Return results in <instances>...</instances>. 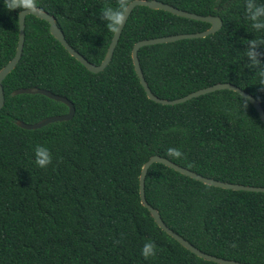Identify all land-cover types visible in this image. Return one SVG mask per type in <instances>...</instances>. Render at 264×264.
<instances>
[{
	"label": "trees",
	"instance_id": "1",
	"mask_svg": "<svg viewBox=\"0 0 264 264\" xmlns=\"http://www.w3.org/2000/svg\"><path fill=\"white\" fill-rule=\"evenodd\" d=\"M132 1L36 0V8L53 15L67 43L99 65L115 34L101 11H121ZM159 1L219 16L223 24L205 38L140 48L151 92L174 100L229 83L264 110L259 75L264 29H254L247 19L246 0ZM22 10H8L0 0V70L18 47ZM210 25L138 6L108 66L91 73L52 35L49 22L27 17L21 59L2 81L0 264H217L192 254L156 225L140 202L141 168L157 155L206 178L264 187V125L253 105L231 90L177 105L150 100L131 58L140 40L202 32ZM252 39L262 41L253 48L258 63L246 54ZM22 88L68 99L73 118L36 130L19 127L17 121L34 124L68 112L42 95H13ZM36 144L51 152L47 167L34 163ZM170 147L182 156L170 155ZM145 197L166 226L202 252L264 264V193L208 186L154 163L145 178ZM145 238L157 245L149 259L140 255Z\"/></svg>",
	"mask_w": 264,
	"mask_h": 264
},
{
	"label": "water",
	"instance_id": "2",
	"mask_svg": "<svg viewBox=\"0 0 264 264\" xmlns=\"http://www.w3.org/2000/svg\"><path fill=\"white\" fill-rule=\"evenodd\" d=\"M138 6H144L148 7L152 10H163L166 12H169L173 15L190 19V20H195V21H200V22H205L211 24L210 27L207 30H204L202 32H196V33H188V34H176L172 36H164V37H158V38H152V39H145V40H140L136 42L132 48L131 52V58L134 66L135 73L139 79V82L141 86L143 87L147 97L157 103H161L164 105H177L183 102H186L192 98L202 96L208 93H212L218 90H231L234 91L244 98H246L254 107L256 110L257 114L260 117L261 122L264 125V110L258 100H256L253 96L248 94L247 92L243 91L242 89L229 84V83H218L214 84L212 86L199 89L195 92H192L182 98L174 99V100H164L156 97L148 87V84L146 80L144 79V75L140 66V62L138 59V51L140 48L145 47V46H152V45H158V44H165V43H171V42H176L180 40H185V39H197V38H205L210 34H214L215 32L219 31L222 27L223 20L219 16H202L193 12H187L181 9H178L170 4L164 3L159 0H134L132 1L127 8L125 9L121 23L118 25L114 36H112L111 42L107 48L105 57L101 64L99 65H94L90 63L86 58H84L81 54H79L75 49H73L68 43L66 36L64 32L61 30L59 27L55 17L51 15L50 13L40 10L36 8L35 11H31L28 9L22 10L19 14V24H20V35H19V43L18 47H16V52L12 60H10L6 66H4L0 70V109L4 105V93L2 89V81L4 78L12 71L15 69L16 65L18 64L21 56H22V51H23V46L25 45L26 41V19L29 15H34L42 20H45L50 23V30L52 35L60 41V44L67 50V52L75 58L80 64H82L89 72L91 73H99L103 71L108 64L110 63L114 50L117 46V43L119 41L120 36L122 35L124 28L128 22V19L130 18L132 12L134 9ZM21 94H38L45 96L49 99H52L56 102H60L64 105L67 106L68 112L63 115H58V116H52L45 118L41 120L40 122L34 123V124H26L21 121H17L16 124L25 129V130H36L39 129L43 126H46L50 123L54 122H62V121H69L73 118L74 113H75V108L73 104L66 98L62 96L55 95L49 91L43 90V89H33V88H22L19 90H16L13 92V95H21ZM154 163H159L163 164L164 166L174 170L177 173H180L186 177H189L191 179H194L196 181H199L205 185L208 186H213L225 190H233V191H246V192H256V193H264V187H258V186H246L242 184H233V183H228V182H221L217 180H213L210 178H206L204 176L198 175L189 169H186L184 167H181L170 160L163 158L161 156H151L148 161H146L140 172L139 176V196H140V202L141 205L146 208L151 217L153 218L154 222L156 225L167 235H169L171 238H173L176 242H178L183 248L186 250L190 251L192 254L196 255L199 258H202L204 260H207L209 262L217 263V264H246V263H240L232 260H225L222 258H218L216 256L209 255L207 253L202 252L195 246H193L190 242L173 232L166 224L163 222L160 214L156 209H154L152 206H150L146 200L145 197V178L147 175V172L150 168V166Z\"/></svg>",
	"mask_w": 264,
	"mask_h": 264
},
{
	"label": "clouds",
	"instance_id": "3",
	"mask_svg": "<svg viewBox=\"0 0 264 264\" xmlns=\"http://www.w3.org/2000/svg\"><path fill=\"white\" fill-rule=\"evenodd\" d=\"M2 3L3 6L8 10L28 9L31 12L35 11L37 7L36 0H2ZM124 10L125 9L123 5H121V11H117L112 8H104L101 11V19L106 21L105 26L108 29L116 31L117 26L121 23ZM245 11L247 14V19L251 22V25L254 29H264V0H261L260 3H258L257 0H246ZM260 42L262 41L256 39L248 41L250 48L246 54L250 58V60L253 61V63H258V61H256L253 48L257 43ZM259 75L261 77V83H264V72H261ZM167 151L172 156H182V153L178 148L170 147ZM32 158L34 160V163L40 168L47 167L52 161L51 152L49 148L44 144L34 145ZM156 250L157 245L155 244V242L150 238H145L140 248V255L144 259H149L155 255Z\"/></svg>",
	"mask_w": 264,
	"mask_h": 264
},
{
	"label": "bare ground",
	"instance_id": "4",
	"mask_svg": "<svg viewBox=\"0 0 264 264\" xmlns=\"http://www.w3.org/2000/svg\"><path fill=\"white\" fill-rule=\"evenodd\" d=\"M9 74H10V73H9ZM7 76H8V75H7ZM7 76H6V77H7ZM6 77H5V78H6ZM5 78H4V79H5ZM2 89H3V87H2ZM3 93H4V91H3ZM4 99H5V95H4ZM4 103H5V101H4ZM3 106H4V105H3ZM0 110H1V109H0Z\"/></svg>",
	"mask_w": 264,
	"mask_h": 264
},
{
	"label": "rangeland",
	"instance_id": "5",
	"mask_svg": "<svg viewBox=\"0 0 264 264\" xmlns=\"http://www.w3.org/2000/svg\"><path fill=\"white\" fill-rule=\"evenodd\" d=\"M49 13V12H48ZM56 19V18H55ZM57 21V20H56ZM58 23V22H57ZM20 25V24H19ZM19 43V42H18ZM21 59V58H20ZM20 61V60H19ZM19 90V89H18ZM43 90H45V89H43ZM16 91V90H15ZM46 91H48V90H46ZM50 92V91H49ZM52 93V92H51Z\"/></svg>",
	"mask_w": 264,
	"mask_h": 264
}]
</instances>
